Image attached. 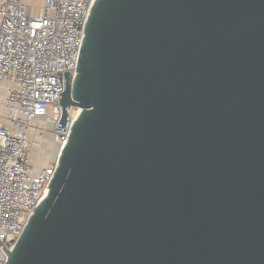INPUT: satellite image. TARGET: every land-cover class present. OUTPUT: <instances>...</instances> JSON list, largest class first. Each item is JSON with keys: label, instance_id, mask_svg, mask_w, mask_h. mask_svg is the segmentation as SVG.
I'll list each match as a JSON object with an SVG mask.
<instances>
[{"label": "water", "instance_id": "water-1", "mask_svg": "<svg viewBox=\"0 0 264 264\" xmlns=\"http://www.w3.org/2000/svg\"><path fill=\"white\" fill-rule=\"evenodd\" d=\"M59 106L5 264H264V0H96Z\"/></svg>", "mask_w": 264, "mask_h": 264}, {"label": "built area", "instance_id": "built-area-1", "mask_svg": "<svg viewBox=\"0 0 264 264\" xmlns=\"http://www.w3.org/2000/svg\"><path fill=\"white\" fill-rule=\"evenodd\" d=\"M96 0H44L37 14L24 0H0V84L6 85V120L0 121V264L8 260L48 192L80 110L62 117L64 72L77 73L86 24ZM53 121L56 159L34 152L32 126ZM40 138L47 132L42 129ZM39 146V145H38Z\"/></svg>", "mask_w": 264, "mask_h": 264}, {"label": "rangeland", "instance_id": "rangeland-1", "mask_svg": "<svg viewBox=\"0 0 264 264\" xmlns=\"http://www.w3.org/2000/svg\"><path fill=\"white\" fill-rule=\"evenodd\" d=\"M41 0H37L36 3V8H32V12L34 14H37L39 10H37L40 6ZM34 130H33V136H34V142L36 136H40L42 134V129H45L47 132L45 133V146L49 149V153L51 154V160L53 161L58 154V147L55 144V135L52 134L53 128H54V123L51 120H48L47 118L44 119H37L33 125ZM34 151L38 150V146L35 147V144L33 146Z\"/></svg>", "mask_w": 264, "mask_h": 264}, {"label": "crops", "instance_id": "crops-1", "mask_svg": "<svg viewBox=\"0 0 264 264\" xmlns=\"http://www.w3.org/2000/svg\"><path fill=\"white\" fill-rule=\"evenodd\" d=\"M37 0H24V2L30 6L31 8H36V5L34 3H36ZM44 4V0H41L40 6L37 10L40 11L41 7ZM38 11V12H39ZM7 88L6 85H1L0 84V121L1 122H5L6 120V109H5V104H6V97H7Z\"/></svg>", "mask_w": 264, "mask_h": 264}, {"label": "flooded vegetation", "instance_id": "flooded-vegetation-1", "mask_svg": "<svg viewBox=\"0 0 264 264\" xmlns=\"http://www.w3.org/2000/svg\"><path fill=\"white\" fill-rule=\"evenodd\" d=\"M35 147L38 146V150H35L34 152L36 154H39V156L42 158L44 162H50L51 157L49 153V149L45 146V137L40 138V136H36L35 138ZM56 159V158H55Z\"/></svg>", "mask_w": 264, "mask_h": 264}]
</instances>
